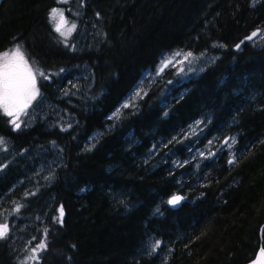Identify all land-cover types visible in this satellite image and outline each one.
I'll return each mask as SVG.
<instances>
[{
	"label": "trees",
	"instance_id": "trees-1",
	"mask_svg": "<svg viewBox=\"0 0 264 264\" xmlns=\"http://www.w3.org/2000/svg\"><path fill=\"white\" fill-rule=\"evenodd\" d=\"M58 7L97 22L96 49L69 48L50 20ZM257 30L264 33V0L2 1L0 53L20 45L48 77L37 75L40 90L71 116L65 128L36 121L15 130L0 110V138L11 152L42 144L64 159L55 181L35 177L40 183L23 198L47 243L36 264H247L255 257L264 243V40L246 37ZM174 50L215 58L187 79L164 74L125 107L145 73ZM81 64L89 67L82 92L61 97L65 73ZM205 119L206 136L217 142L207 156L163 162L164 151L186 159L184 132ZM95 132L101 135L87 147ZM15 161L0 162V199L25 176ZM178 193L186 200L172 209L168 200ZM27 250L0 240V264H21Z\"/></svg>",
	"mask_w": 264,
	"mask_h": 264
},
{
	"label": "rangeland",
	"instance_id": "rangeland-1",
	"mask_svg": "<svg viewBox=\"0 0 264 264\" xmlns=\"http://www.w3.org/2000/svg\"><path fill=\"white\" fill-rule=\"evenodd\" d=\"M57 9L62 8L58 7ZM65 16L69 21V25L74 23L77 26L75 31H73L67 39L61 36L69 48L76 51L96 49L98 47L99 28L97 22L93 19L88 20L87 18L84 21H77V18H75V20L69 18L67 15ZM261 36H264V33H261ZM260 40L263 41L264 38L258 36L256 41ZM176 53H179L180 55H174ZM187 53H189V51L186 50H174L165 53L161 57L158 66L145 73L144 77L135 86L133 91L122 104L134 107L132 104H134L140 96H143L151 85L158 84L159 79H161L164 74L167 76L168 72L169 76L174 78L172 81H177V79H187L201 73L203 69L215 58V55L211 53L194 54L190 52L192 53V57H190L188 61H184L181 64L180 61L183 60L184 55ZM173 57L175 66L170 65L162 74H157V70L161 66L162 62ZM88 72L89 67L86 64L70 68L65 73L66 76L61 85L58 87L59 95L61 97H65L75 93V96H78L76 94H80L82 92V89L84 88L83 80L87 77ZM37 87L39 89L40 96L37 97V100L33 101L32 106L27 110V114L21 115L20 120L22 123L20 129L29 128L35 124L36 121H40L48 128H54L55 126H62L65 128L69 126L68 124L71 123L69 111L61 107L56 101L46 97V94L40 90L38 83ZM137 92L140 93L139 96L136 95ZM118 112L119 111H115L112 114V117H117ZM197 122L200 123L198 124ZM207 128V119L197 120L192 123L184 132V139H190V143H187L186 148L184 149L186 159L175 154H171L172 158L166 157L167 154L164 151L163 155H161L162 161H171L177 165H183L185 161H191L194 163L200 162V160L207 156L209 149L216 146L217 143L214 137L206 136ZM98 135L100 136L101 132H95L92 136H90L86 146L92 148ZM209 141H211V143H209ZM16 152L17 154L15 152H11L10 145L7 143L0 145V162H3L2 165H5V160L7 159L8 162H11V158L12 160L16 159L15 162L20 164L21 170L25 175L14 189L10 190L0 199V223H7L9 225L10 232L8 238H6L8 239V242L11 241L14 245H19L22 248L24 247L28 249L24 255V260L30 255L32 247L41 242L38 237L41 233L39 228L41 226L37 225L36 221H33L32 217L25 213L23 198L32 191L33 188L31 187L33 186L31 185L34 183L33 181L40 183L35 177H39L42 184H49L52 181H55L54 177L56 170L61 167L64 159L56 147L52 146L50 148H46L45 146H42V144H36L31 148H22ZM17 205L21 206L19 212H15ZM48 208L49 204L47 205V209ZM151 246L152 243L149 245V251H151ZM29 264L36 263L35 261H29Z\"/></svg>",
	"mask_w": 264,
	"mask_h": 264
},
{
	"label": "snow or ice",
	"instance_id": "snow-or-ice-1",
	"mask_svg": "<svg viewBox=\"0 0 264 264\" xmlns=\"http://www.w3.org/2000/svg\"><path fill=\"white\" fill-rule=\"evenodd\" d=\"M60 2L68 3V0H60ZM50 20L54 24V30L65 39H67L77 27L74 23L69 25V21L62 9L53 8L50 12ZM258 36L264 38V36H261L260 30H257L246 37V39L253 40ZM237 48H239V45H237ZM174 55L180 54L176 53ZM190 57H192V53L189 52L184 55L180 63L182 64L184 61H188ZM170 65L175 66L174 57L164 60L158 68L157 74H162ZM37 75L45 79L48 78L45 73L33 69L20 45L0 53V110H2L3 115L11 118L10 123L15 130L21 128V115L27 114V110L32 106L33 101L37 100V97L40 96L37 87ZM136 95L139 96L140 93L137 92ZM124 106L128 107L129 105ZM197 123L199 124L200 122ZM230 140L231 142H229V140L224 141L229 148L235 143L234 138H230ZM5 143L3 138H0V145ZM209 143H211V141H209ZM234 161L235 157L233 156L228 162L232 164ZM4 167H6V165H4ZM183 199L184 197L180 195H173L168 200V203L172 206H176ZM20 208L21 206L17 205L15 212H19ZM64 214V208L61 205L58 209V216L56 217L57 222L63 223ZM9 232V225L7 223H0V240L6 239ZM161 243L162 242L159 240L155 241L151 246V253L156 252L161 247ZM46 248V241H41L36 247L31 249L30 255L26 257L21 264H29V261H38V253ZM256 264H264V249H261Z\"/></svg>",
	"mask_w": 264,
	"mask_h": 264
},
{
	"label": "water",
	"instance_id": "water-1",
	"mask_svg": "<svg viewBox=\"0 0 264 264\" xmlns=\"http://www.w3.org/2000/svg\"><path fill=\"white\" fill-rule=\"evenodd\" d=\"M2 1H3V0H0V6H1ZM255 32H256V31H255ZM174 195H180V196L184 197V199L181 200V202H180L178 205H176V206H172V205L169 204L170 207H171L172 209H178V208H180V207L182 206V204L185 202L186 197H185V195H183V194H181V193L174 194ZM171 197H172V196H171ZM171 197H170V198H171ZM261 249H264V243L261 244V246H260V248L258 249V251H257V253H256V255H255V257H254L252 260H250L247 264H256V261H257V259L259 258V254H260Z\"/></svg>",
	"mask_w": 264,
	"mask_h": 264
}]
</instances>
